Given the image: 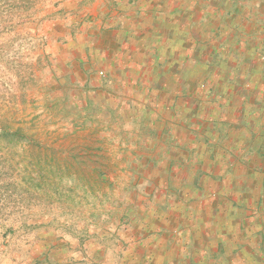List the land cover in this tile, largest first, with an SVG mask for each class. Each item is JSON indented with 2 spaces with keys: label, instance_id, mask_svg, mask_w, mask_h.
I'll list each match as a JSON object with an SVG mask.
<instances>
[{
  "label": "crops",
  "instance_id": "1",
  "mask_svg": "<svg viewBox=\"0 0 264 264\" xmlns=\"http://www.w3.org/2000/svg\"><path fill=\"white\" fill-rule=\"evenodd\" d=\"M211 1L229 13L219 40L216 19L203 23L201 8L180 0H98V67L72 42L67 87L163 93L169 161L148 197H130L133 221L111 235L120 244L112 258V246L85 239L52 249L64 254L51 264H264V0ZM213 75L240 76V87L186 101L188 87L205 92L199 85Z\"/></svg>",
  "mask_w": 264,
  "mask_h": 264
},
{
  "label": "rangeland",
  "instance_id": "2",
  "mask_svg": "<svg viewBox=\"0 0 264 264\" xmlns=\"http://www.w3.org/2000/svg\"><path fill=\"white\" fill-rule=\"evenodd\" d=\"M180 1L200 7L203 23L214 17L219 40L228 11L211 0ZM97 2L0 0V264H51L59 257L52 249L60 251L83 237L112 246V258L120 244L111 235L133 221L130 197H148L167 167L162 92L67 87L62 76L72 42L77 58H83V45L85 61L98 67L97 60L90 63L100 46L97 21H90L103 19ZM91 22L95 26L89 27ZM233 81L241 77H207L199 85L207 91L188 87L186 101L199 97L207 103L211 87H240ZM229 154L241 160L238 152Z\"/></svg>",
  "mask_w": 264,
  "mask_h": 264
},
{
  "label": "trees",
  "instance_id": "3",
  "mask_svg": "<svg viewBox=\"0 0 264 264\" xmlns=\"http://www.w3.org/2000/svg\"><path fill=\"white\" fill-rule=\"evenodd\" d=\"M17 132H18V131H17ZM7 234H8V231H5L4 233L1 234V238L3 239V241H4V239L6 238ZM85 238H87V237H83V238L80 239V240H85ZM39 264H42V263L39 262Z\"/></svg>",
  "mask_w": 264,
  "mask_h": 264
},
{
  "label": "built area",
  "instance_id": "4",
  "mask_svg": "<svg viewBox=\"0 0 264 264\" xmlns=\"http://www.w3.org/2000/svg\"><path fill=\"white\" fill-rule=\"evenodd\" d=\"M102 74V73H101Z\"/></svg>",
  "mask_w": 264,
  "mask_h": 264
}]
</instances>
